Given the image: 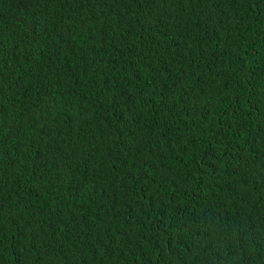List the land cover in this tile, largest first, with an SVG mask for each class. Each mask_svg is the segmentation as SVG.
<instances>
[{
    "label": "trees",
    "instance_id": "trees-1",
    "mask_svg": "<svg viewBox=\"0 0 264 264\" xmlns=\"http://www.w3.org/2000/svg\"><path fill=\"white\" fill-rule=\"evenodd\" d=\"M0 264H264V0H0Z\"/></svg>",
    "mask_w": 264,
    "mask_h": 264
}]
</instances>
